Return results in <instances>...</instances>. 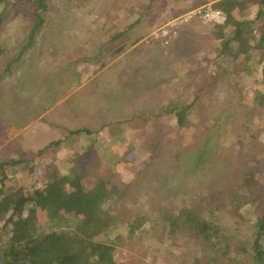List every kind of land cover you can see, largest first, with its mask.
<instances>
[{"label":"rangeland","instance_id":"rangeland-1","mask_svg":"<svg viewBox=\"0 0 264 264\" xmlns=\"http://www.w3.org/2000/svg\"><path fill=\"white\" fill-rule=\"evenodd\" d=\"M217 1L51 0L22 54L35 22L31 6H10L0 15V163L28 159L38 175L52 166L61 174L74 167L90 184L96 173L112 175L127 192L117 209L107 205L121 219L109 235L122 238L113 246L116 264H251L235 250L213 254L170 222L202 199L230 227L221 188L232 180L240 156L239 163L248 164L247 155L244 167L253 175L246 195L263 201L235 216L242 238L252 242L247 227L264 209L262 49L238 54L239 45L231 43L223 51L218 34L232 30H220L226 22L211 25L193 16L180 23L208 2L217 10ZM257 12L249 5L233 15L257 20ZM171 21L179 25L165 44L156 33ZM179 110L188 113L184 128L174 115ZM76 130L87 133L71 134ZM207 144L209 155L191 173L194 163L179 150ZM5 171L9 194L18 181L43 183L22 164ZM70 213L63 212L58 225L42 223V232L74 230L78 221ZM134 216L143 222L131 231Z\"/></svg>","mask_w":264,"mask_h":264},{"label":"trees","instance_id":"trees-1","mask_svg":"<svg viewBox=\"0 0 264 264\" xmlns=\"http://www.w3.org/2000/svg\"><path fill=\"white\" fill-rule=\"evenodd\" d=\"M50 2L51 0H0V15L7 10L10 11V6L25 5L32 8L31 13L35 22L30 27L29 44L21 47V54L40 31L44 23L43 15L48 10ZM249 5L258 7L257 20H236L233 13L238 9L245 10ZM214 8L223 11L227 16L226 23L220 30L226 26L232 29L229 36L218 34L222 37V50L230 49L231 43H237L238 51H240L238 54H247L258 48L262 49L264 59V0H218ZM259 20L261 24L256 26ZM255 32L259 34L256 35ZM250 40H253L254 46H251ZM3 51L0 50V53ZM262 76L264 85V67ZM174 115L177 124L184 128L188 113L179 110L174 112ZM82 131L86 132L76 130L71 134ZM58 143L57 141L54 145ZM207 146L208 144L205 148L200 146V149H196L195 152L179 150L180 157L188 156V160L194 163L191 173H196L195 170L205 162L204 159L209 155ZM241 158L242 156L235 164L236 171L232 180L228 178L229 184L221 186L219 198L228 207L226 212L232 222L230 227L224 220L214 217L213 209L203 204L202 199L195 200L191 204L193 208L182 209L176 217L171 216L170 222L175 229L176 227L181 230L188 229L187 231L194 239L207 245L215 255L231 254L235 250L242 258L248 256L251 264H264V247L262 246L264 209L258 210L259 217L253 225L247 227V231L250 232L247 236L253 237L252 242L242 238L236 232L241 224L235 216L241 215L245 207L256 206L263 201V197L250 198L246 195L253 172L246 170L244 166L250 163L248 159L251 157L248 155L245 157L248 164L244 165L239 163ZM29 162L28 159H24L0 163V264H116L112 258L113 246L121 243L122 238L118 236L110 238L109 235L114 233L115 222L121 219L116 216L118 210L116 213L115 210H108L107 205L113 203L117 209L126 196V189L114 183L110 173L111 177L102 172L96 173V178H92L95 184H90L85 183L88 176L77 172L74 167L70 168L68 174H61L55 166H52L48 172L38 175L37 166ZM17 164H22L24 169L37 180L42 179V185L28 186L23 181H18L16 188H13V193H6L3 188V179L6 178L5 170ZM95 166L96 171L98 165L95 163ZM232 168L233 166L229 168V171ZM177 172H175L176 175ZM215 185L218 186V182ZM198 206L209 211V214L207 216L200 214ZM66 211L71 212L70 215L78 221L74 230L62 234L55 231L42 232V223L48 221L58 225L57 221ZM164 219L168 221L167 218ZM129 221L128 229L131 231L136 230L143 222L136 216ZM233 225L234 228L231 227Z\"/></svg>","mask_w":264,"mask_h":264},{"label":"built area","instance_id":"built-area-1","mask_svg":"<svg viewBox=\"0 0 264 264\" xmlns=\"http://www.w3.org/2000/svg\"><path fill=\"white\" fill-rule=\"evenodd\" d=\"M212 2H208L202 7L201 9L192 12L191 14H187L184 16L180 23H187V21L193 17L197 16L205 23L211 24V25H223L226 22V16L223 12L219 10H213L212 8ZM178 22H172L168 24L167 26L161 28L156 33V38H159L162 40L165 44L169 42V40L176 35L175 27L178 26Z\"/></svg>","mask_w":264,"mask_h":264}]
</instances>
